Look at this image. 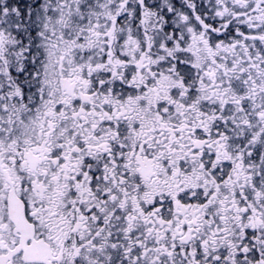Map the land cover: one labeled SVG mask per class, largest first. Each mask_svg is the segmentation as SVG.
<instances>
[{
	"label": "snow or ice",
	"instance_id": "1",
	"mask_svg": "<svg viewBox=\"0 0 264 264\" xmlns=\"http://www.w3.org/2000/svg\"><path fill=\"white\" fill-rule=\"evenodd\" d=\"M0 264H264V0H0Z\"/></svg>",
	"mask_w": 264,
	"mask_h": 264
}]
</instances>
